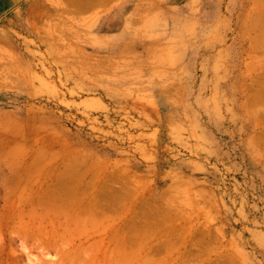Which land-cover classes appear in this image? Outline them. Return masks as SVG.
<instances>
[{
  "label": "rangeland",
  "instance_id": "obj_1",
  "mask_svg": "<svg viewBox=\"0 0 264 264\" xmlns=\"http://www.w3.org/2000/svg\"><path fill=\"white\" fill-rule=\"evenodd\" d=\"M97 177L93 236L146 221L152 264H264V0H0V221Z\"/></svg>",
  "mask_w": 264,
  "mask_h": 264
},
{
  "label": "bare ground",
  "instance_id": "obj_2",
  "mask_svg": "<svg viewBox=\"0 0 264 264\" xmlns=\"http://www.w3.org/2000/svg\"><path fill=\"white\" fill-rule=\"evenodd\" d=\"M112 1L114 0H68L76 11L96 8L98 5L108 7ZM31 4L30 9L37 5ZM125 18L126 14L124 25L127 20ZM123 31L126 38L128 31L125 27ZM99 40L106 39L101 35ZM100 178L93 181L95 185L91 191L85 186L79 190L65 189L61 195H58V191L65 185L58 180L57 185L42 189L34 198L27 200V210L22 209L16 215L15 211L12 216L8 213L10 218L0 221L6 227L0 224V229L3 226L9 231L6 238L0 236V264H152L156 259L150 252L157 251L150 244L149 238L152 235L139 233L143 229H151L146 221L140 225L132 219L118 223L112 221L107 225V231H95L94 236L91 234L97 226L110 221L105 205L111 202L112 195L111 191H106L104 181ZM12 209L13 207L10 210ZM16 238L20 241V252L11 248ZM92 238L94 241L90 242ZM167 245L163 242L158 250L166 249ZM36 248L43 250L45 255L53 251L56 258L48 263L31 256V249ZM22 255H25V261L22 260Z\"/></svg>",
  "mask_w": 264,
  "mask_h": 264
},
{
  "label": "crops",
  "instance_id": "obj_3",
  "mask_svg": "<svg viewBox=\"0 0 264 264\" xmlns=\"http://www.w3.org/2000/svg\"><path fill=\"white\" fill-rule=\"evenodd\" d=\"M118 8H119V7H118ZM125 12H126L125 10H124V12H123V10H121V9H120L119 12H118V13H120L121 15H123V16L120 17V20L122 19V20H123V23L125 22V21H124V15L126 14ZM123 33H124V31H123Z\"/></svg>",
  "mask_w": 264,
  "mask_h": 264
}]
</instances>
